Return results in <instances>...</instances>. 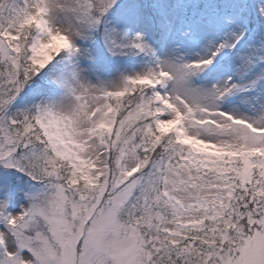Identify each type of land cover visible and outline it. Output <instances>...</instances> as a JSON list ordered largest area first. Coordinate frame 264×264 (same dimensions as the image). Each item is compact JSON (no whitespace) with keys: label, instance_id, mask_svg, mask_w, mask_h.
<instances>
[{"label":"snow or ice","instance_id":"1","mask_svg":"<svg viewBox=\"0 0 264 264\" xmlns=\"http://www.w3.org/2000/svg\"><path fill=\"white\" fill-rule=\"evenodd\" d=\"M0 264H264V0H0Z\"/></svg>","mask_w":264,"mask_h":264}]
</instances>
